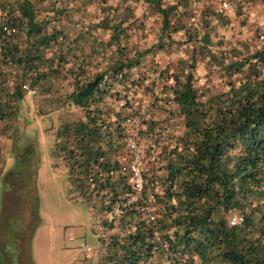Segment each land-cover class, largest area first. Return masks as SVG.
<instances>
[{
  "label": "trees",
  "instance_id": "obj_1",
  "mask_svg": "<svg viewBox=\"0 0 264 264\" xmlns=\"http://www.w3.org/2000/svg\"><path fill=\"white\" fill-rule=\"evenodd\" d=\"M194 1L0 0V122L18 121L29 93L50 104L40 116L57 119L53 155L73 182V199L96 221L93 247L82 251L86 262L264 264V47L240 51L225 43L220 29L229 14L220 12V0L197 10ZM231 1L238 17L252 15L259 4L264 9V0ZM149 15L159 27L146 22ZM183 46L186 56L162 69L158 53ZM206 59L222 71L228 91L197 87L195 72ZM153 65L163 84L158 93V82L146 85L144 67ZM141 91L153 93L150 110L165 112L166 119L142 114ZM177 116L183 121L175 122ZM137 120L138 131L127 126ZM131 140L144 150L149 186L107 229L136 230L114 234L104 255L103 217L133 191L132 175L123 170ZM145 206L155 209V222L144 219ZM38 209L33 195L25 223L31 237ZM231 214L242 222L231 225ZM8 220L3 209L0 236Z\"/></svg>",
  "mask_w": 264,
  "mask_h": 264
},
{
  "label": "rangeland",
  "instance_id": "obj_2",
  "mask_svg": "<svg viewBox=\"0 0 264 264\" xmlns=\"http://www.w3.org/2000/svg\"><path fill=\"white\" fill-rule=\"evenodd\" d=\"M260 10L263 12L260 16L250 14L246 17L247 14L244 12L238 17L228 9L226 13L229 15L226 18L229 22L225 26L221 25L220 29L223 41L229 45H236L240 51L263 48L264 42L260 41L259 35L261 28L264 27V9L260 8ZM149 19L151 26H160L158 18L154 15L151 18L149 15L146 22ZM179 40L184 41V39ZM240 43L246 47L240 46ZM184 48V46L174 47L171 52L158 53L155 58L164 69L170 62L186 56ZM144 68L146 85L152 87L154 82H158L153 88L154 92L158 93L163 88V84L159 83V75L154 72V65L150 71L147 67ZM195 76L196 85L201 91L221 93L229 89L226 77L218 67L209 63V59L198 63ZM143 93L141 91L144 100L142 114L147 115V118L166 119L168 115L165 112L156 113L155 108L150 110V104L154 102L153 93L147 92L149 93L147 95ZM26 96L27 100L22 102L20 107L18 121L13 124L9 122L0 124V135L10 139L12 154L10 164L14 165L8 169L6 178L4 177L0 184V222L3 209L5 214L9 215L7 226L4 228L5 233L0 236V264H84L83 252L93 247L90 243L96 221L89 207L73 199V191H71L73 182L68 172L61 170V166L52 158L55 145L53 128L57 119L40 116L42 111L36 112L34 106L35 96L32 93ZM182 121V117L175 118L177 123ZM129 128H136V125ZM162 174L163 172H160V175ZM159 192H162V197L164 191L159 189ZM33 195L39 200L40 224L31 237V231L25 227V223L29 222L32 214ZM7 205L8 207H5ZM237 217L232 214L228 216L231 225L238 223ZM19 228H23V233H18ZM21 244L26 247L18 262V247Z\"/></svg>",
  "mask_w": 264,
  "mask_h": 264
},
{
  "label": "built area",
  "instance_id": "obj_3",
  "mask_svg": "<svg viewBox=\"0 0 264 264\" xmlns=\"http://www.w3.org/2000/svg\"><path fill=\"white\" fill-rule=\"evenodd\" d=\"M221 2V9L220 12L222 13H226L228 9H230L231 3L230 0H220ZM202 4L208 5L210 4L209 0H195L193 3V8L195 10L198 9L199 6H201ZM259 39L260 41L264 42V27L261 28V32L259 35ZM10 84H14V81H10ZM25 89H28L27 86H24ZM134 125H136L135 131L139 130V122L138 120L135 122H128L127 126L128 127H133ZM127 150L129 152L128 157L130 158V161L127 163V165L125 167H123V170L129 172L132 175V179H133V183H132V195L130 196V198L123 202L122 204H118V205H114L111 210L107 211L103 217V224H100V231L103 232L104 231V246L101 250V253L104 255H107L108 250H110V248L112 247V236L114 234H118V233H122V234H130L132 232H134L136 229H131L129 227H126V229L128 232H123V230L118 231L119 228L114 227V229L108 230L110 225H117L119 222V219L122 217H125V215L127 214V212L132 209L133 206L138 205L140 200L142 199L143 194L148 190L146 189L149 184L146 182V180L144 179L143 175H142V159L144 156V150L142 148V146L139 144L138 141H129L127 144ZM88 183L91 184L92 179L88 178L87 179ZM148 198L149 200L153 203L156 204V202L158 201V196L154 195L153 193L150 192V190L148 191ZM154 208H152L151 206L147 207L145 206L144 208L141 209L142 213H144V219H146V221L148 223H153L157 220V215L154 213ZM131 219V218H128ZM238 223L242 222V218L241 217H237ZM104 223H106L108 226L107 228H104ZM118 231V232H116ZM125 236V235H124ZM157 241L159 243L162 244V246H165V243L163 242V238H161L160 236H157ZM164 243V244H163ZM83 247L86 245H82Z\"/></svg>",
  "mask_w": 264,
  "mask_h": 264
},
{
  "label": "crops",
  "instance_id": "obj_4",
  "mask_svg": "<svg viewBox=\"0 0 264 264\" xmlns=\"http://www.w3.org/2000/svg\"><path fill=\"white\" fill-rule=\"evenodd\" d=\"M173 1H175V0H173ZM233 3H232V1H231V5H232ZM258 5V4H257ZM260 4L258 5V6H256V8L253 10V15L254 16H256V14H257V16L259 15L260 16V14H262L263 12H262V10H260ZM260 10V11H259ZM257 11H259V12H257ZM70 65H72V64H70ZM69 67V66H68ZM66 84V82H64L63 83V85H65ZM63 92V91H62ZM61 91L60 92H58L57 94H55V95H61V93H62ZM27 97V96H26ZM25 97V99L23 100V102L24 101H26L27 100V98ZM43 97L44 96H42V95H40V96H37V97H35V109H36V112H40V111H43V109L45 108V109H48V105H50L49 103H46V102H43ZM27 109V108H26ZM73 109H74V107H73ZM72 109V110H73ZM3 122H0V124H2ZM15 123V122H14ZM13 124V123H12ZM10 139H8L7 137H4L3 135H0V151H1V153L2 154H0V184L3 182V179H4V177H5V175L8 173V169L9 168H12L13 166H12V164H10V161L12 160V154H11V152H10V150H11V147H10ZM52 158H53V160H56L58 163H57V165H59V166H61V170H65V171H67L66 169H64V165H62L60 162H59V160H57V158L54 156V155H52ZM42 167H43V165H42ZM95 227V226H94ZM36 233V232H35ZM93 231H92V235H91V238H92V242H93ZM86 238V237H85ZM95 239V238H94ZM91 245H92V243H90ZM26 246H23L22 244L21 245H19V255H18V258H17V261L19 262L20 261V259H21V255L24 253V248H25ZM29 253H30V248H29ZM21 256V257H20ZM83 263L84 264H93L94 262L93 261H88L87 260V262L86 261H84V258H83Z\"/></svg>",
  "mask_w": 264,
  "mask_h": 264
}]
</instances>
